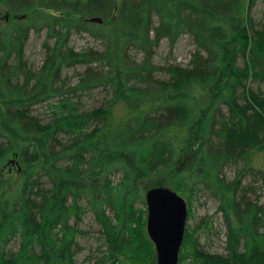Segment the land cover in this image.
I'll return each mask as SVG.
<instances>
[{"label": "trees", "instance_id": "obj_1", "mask_svg": "<svg viewBox=\"0 0 264 264\" xmlns=\"http://www.w3.org/2000/svg\"><path fill=\"white\" fill-rule=\"evenodd\" d=\"M254 2L0 0V264H79L71 220L85 211L107 245L98 263L139 264L154 244L138 183L161 172L187 201L202 192L218 200L226 227L224 255L200 249L199 227L186 230L178 264H264V167L253 165L264 154V92L248 85L264 82V25L254 26ZM42 31L46 54L35 70L24 46ZM75 33L101 48H74ZM182 34L196 47L189 67L155 64L159 43L172 48ZM78 65L85 68L69 85L63 73ZM97 88L111 90L110 99L84 110L77 99ZM37 104L47 105L48 122L31 116ZM248 175L256 185L244 182ZM200 221L201 230L212 228L210 217ZM13 239L18 247L7 249Z\"/></svg>", "mask_w": 264, "mask_h": 264}, {"label": "rangeland", "instance_id": "obj_2", "mask_svg": "<svg viewBox=\"0 0 264 264\" xmlns=\"http://www.w3.org/2000/svg\"><path fill=\"white\" fill-rule=\"evenodd\" d=\"M4 15H6L5 9L0 8V27L4 23ZM250 16L253 18L255 27L261 28L264 25V0H255L250 10ZM45 40V31H42L41 33H30V36L25 42L24 46V60L26 61L28 67L36 70L43 64L46 54L44 47ZM70 44L78 50L87 47H92L94 49L101 48L100 43L93 37L89 36L87 33L73 34L70 40ZM195 48L196 47L194 41L188 34L180 35L172 48H170L168 41L166 39H163L155 49L153 61L155 64L160 66L178 65L183 68L189 67L190 57L194 53ZM132 56L136 59H140L141 52H132ZM237 66L243 67V59L241 57H239L237 60ZM84 68L85 67L83 65H78L74 68L67 69L63 73V77L66 79V82L69 85H73L78 81L79 73L82 72ZM154 75L157 79L161 80H167L169 78L168 74L160 71L155 72ZM248 85L254 90H260L264 92L263 81L251 79L250 81H248ZM110 97L111 90H109L108 88H97L94 90L83 92L77 100H79L84 110L91 111L93 108L106 103V101L109 100ZM239 102L243 103V100L239 98ZM221 109L224 113L228 112L226 106H222ZM50 115V111L45 104L34 105L31 109V116L36 117L42 123L48 122L50 119ZM262 154L263 153H257L256 155H254L253 165L255 166V168H259L260 166L264 167V154ZM10 163L12 164H9V166L5 167V169H7L5 177L12 182L13 179H16L18 175L16 174V163L14 161H11ZM224 172L228 179H231L234 175L235 168L228 167L224 169ZM113 178L115 181H118L121 178V174H118ZM42 180L44 181L46 187L50 186L49 182L45 178H42ZM168 180V176H166L164 172H161L155 175L152 179L143 180L142 182L138 183L137 190L139 191V194L144 198V202H138L137 206L143 208V210H147L145 193L149 188V185H161L169 187ZM253 180V176L248 175L244 182L252 184ZM15 182H12L13 184L9 185V189L11 191L14 189L13 186L15 185ZM253 185L256 184L254 183L252 184V186ZM261 200L263 201V199ZM81 203L82 205H85L84 201H81ZM187 203L189 208L186 221V230L192 232V230H195L196 227L200 228L199 230L194 231V236L199 239L200 249H203L204 251L212 254H226V227L223 214L218 209V200L209 196L207 193L202 192L198 197L190 199L189 201H187ZM137 214L139 213L137 212ZM144 217H147V212L144 213L143 218ZM203 217H210L212 219V228L201 230L200 219ZM71 224L75 225L80 232L76 238L78 241L76 260L79 262V264H100L98 263V261L102 257L101 252L102 250H107V245L103 244L104 236L101 233L102 227L94 218L93 213L91 211H85L80 216V220H78V222H76L73 218L71 220ZM145 231L147 232V227H145ZM17 243L18 241L13 239L8 243L6 248L16 249L18 247ZM98 247H100V249H98ZM88 257H90V259H88ZM105 264H110V262H107ZM120 264L133 263L123 259L121 260ZM139 264H157L156 250L154 245L152 247L151 253L148 255L146 254L145 257L141 259V262Z\"/></svg>", "mask_w": 264, "mask_h": 264}, {"label": "water", "instance_id": "obj_3", "mask_svg": "<svg viewBox=\"0 0 264 264\" xmlns=\"http://www.w3.org/2000/svg\"><path fill=\"white\" fill-rule=\"evenodd\" d=\"M92 20L101 22L98 17ZM147 233L155 245L157 264H178L188 217L187 200L168 186L146 190Z\"/></svg>", "mask_w": 264, "mask_h": 264}, {"label": "flooded vegetation", "instance_id": "obj_4", "mask_svg": "<svg viewBox=\"0 0 264 264\" xmlns=\"http://www.w3.org/2000/svg\"><path fill=\"white\" fill-rule=\"evenodd\" d=\"M186 231V230H185ZM185 237V236H184ZM183 244V243H182ZM155 247V246H154ZM156 258H157V253H156ZM179 258H180V254H179ZM178 263H179V261H178Z\"/></svg>", "mask_w": 264, "mask_h": 264}, {"label": "bare ground", "instance_id": "obj_5", "mask_svg": "<svg viewBox=\"0 0 264 264\" xmlns=\"http://www.w3.org/2000/svg\"><path fill=\"white\" fill-rule=\"evenodd\" d=\"M181 248H182V246H181ZM180 252H181V249H180Z\"/></svg>", "mask_w": 264, "mask_h": 264}]
</instances>
